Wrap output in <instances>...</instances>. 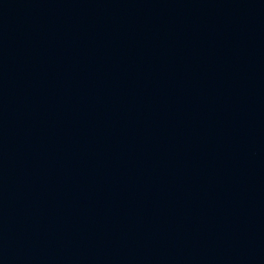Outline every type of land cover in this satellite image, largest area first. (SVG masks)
I'll return each instance as SVG.
<instances>
[{"label": "water", "instance_id": "1", "mask_svg": "<svg viewBox=\"0 0 264 264\" xmlns=\"http://www.w3.org/2000/svg\"><path fill=\"white\" fill-rule=\"evenodd\" d=\"M0 264H264V0H0Z\"/></svg>", "mask_w": 264, "mask_h": 264}]
</instances>
